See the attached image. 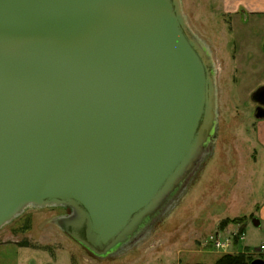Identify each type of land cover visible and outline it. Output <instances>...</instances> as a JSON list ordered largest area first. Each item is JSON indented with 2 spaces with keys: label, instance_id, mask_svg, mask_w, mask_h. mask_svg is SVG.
<instances>
[{
  "label": "water",
  "instance_id": "95a60500",
  "mask_svg": "<svg viewBox=\"0 0 264 264\" xmlns=\"http://www.w3.org/2000/svg\"><path fill=\"white\" fill-rule=\"evenodd\" d=\"M216 127L215 64L181 0H0V230L63 208L61 231L119 256L181 195Z\"/></svg>",
  "mask_w": 264,
  "mask_h": 264
},
{
  "label": "rangeland",
  "instance_id": "374dc122",
  "mask_svg": "<svg viewBox=\"0 0 264 264\" xmlns=\"http://www.w3.org/2000/svg\"><path fill=\"white\" fill-rule=\"evenodd\" d=\"M181 5L189 27L209 47L218 88L212 150L181 195L134 248L94 261L56 225L63 208L28 209L0 230V264H215L227 254L264 260L258 252L264 244V121L254 118L248 99L263 65L247 60L253 52L248 32L262 50L264 29L246 23L248 17L225 14L221 0ZM216 231L242 239L225 251L203 249Z\"/></svg>",
  "mask_w": 264,
  "mask_h": 264
},
{
  "label": "flooded vegetation",
  "instance_id": "af4514ba",
  "mask_svg": "<svg viewBox=\"0 0 264 264\" xmlns=\"http://www.w3.org/2000/svg\"><path fill=\"white\" fill-rule=\"evenodd\" d=\"M248 21H246L247 23ZM245 23V24H246ZM248 24H250L248 22ZM250 34L249 38L252 39L251 41V50L253 52H249V56L247 57L249 61L255 62V64L257 65V63L259 64V66L263 67L259 69L258 74H257V84L256 86L253 88V90L250 92L249 94V102L254 106L253 108V116L257 121H264V44L262 47V50L258 47L257 44V38L254 37V35L252 33L254 32H248ZM240 38V37H239ZM241 46L239 47V51L242 50L244 48V46L242 45L241 42L238 43ZM235 48H237L234 45ZM246 48V47H245ZM263 54H262V53ZM262 54V56H261ZM257 62V63H256ZM218 73V72H217ZM216 86H217V79H216ZM217 98H218V88H217ZM65 212H63V215L60 216V218L64 219V218H68L70 216V211L67 209H64ZM63 232V231H62ZM66 236H68L65 232H63ZM69 237V236H68ZM70 238V237H69ZM71 239V238H70ZM79 245V244H78ZM80 246V245H79ZM81 247V246H80ZM82 248V247H81ZM83 251L87 252L86 249L82 248ZM91 257H89V259L91 260H104L101 258H97L95 256H93L91 253L87 252ZM106 259V258H105Z\"/></svg>",
  "mask_w": 264,
  "mask_h": 264
},
{
  "label": "crops",
  "instance_id": "0c3cea01",
  "mask_svg": "<svg viewBox=\"0 0 264 264\" xmlns=\"http://www.w3.org/2000/svg\"><path fill=\"white\" fill-rule=\"evenodd\" d=\"M221 3L225 14L230 16L240 14L242 19L248 17L247 21L254 27L264 29V0H221ZM260 212L261 219L264 220V204Z\"/></svg>",
  "mask_w": 264,
  "mask_h": 264
},
{
  "label": "built area",
  "instance_id": "2783aa9c",
  "mask_svg": "<svg viewBox=\"0 0 264 264\" xmlns=\"http://www.w3.org/2000/svg\"><path fill=\"white\" fill-rule=\"evenodd\" d=\"M242 239L241 235L234 234L233 237H223L221 231H216L203 242V249H215L225 251L233 246L236 240ZM259 253H264V244L258 248Z\"/></svg>",
  "mask_w": 264,
  "mask_h": 264
},
{
  "label": "trees",
  "instance_id": "16d2710c",
  "mask_svg": "<svg viewBox=\"0 0 264 264\" xmlns=\"http://www.w3.org/2000/svg\"><path fill=\"white\" fill-rule=\"evenodd\" d=\"M224 224H220L223 227ZM240 234H243L242 231ZM253 258L250 256H245L244 254H227L220 257L215 264H251Z\"/></svg>",
  "mask_w": 264,
  "mask_h": 264
}]
</instances>
